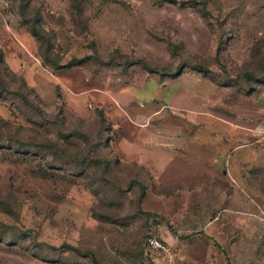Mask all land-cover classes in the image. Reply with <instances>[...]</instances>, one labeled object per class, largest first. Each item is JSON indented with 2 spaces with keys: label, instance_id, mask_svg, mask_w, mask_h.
Here are the masks:
<instances>
[{
  "label": "rangeland",
  "instance_id": "obj_1",
  "mask_svg": "<svg viewBox=\"0 0 264 264\" xmlns=\"http://www.w3.org/2000/svg\"><path fill=\"white\" fill-rule=\"evenodd\" d=\"M30 4L45 17L57 59L83 60L44 64L20 1L0 0L6 63L35 87L44 111L62 112L47 121L18 81L0 96L10 120L0 123V198L10 207L0 206V264H94L54 247L65 242L93 248L104 264H264V175L254 169L264 157V0ZM179 65L181 73L162 75ZM99 106L112 126L96 155L113 160L112 181L93 184L95 165L85 175V165L30 143L94 131ZM133 176L147 184L140 204Z\"/></svg>",
  "mask_w": 264,
  "mask_h": 264
},
{
  "label": "trees",
  "instance_id": "obj_2",
  "mask_svg": "<svg viewBox=\"0 0 264 264\" xmlns=\"http://www.w3.org/2000/svg\"><path fill=\"white\" fill-rule=\"evenodd\" d=\"M20 1V12L24 16V22H26L30 32L34 35V37L37 40L38 44V50L40 53V56L43 60V63L53 67L54 69H59L63 68L64 66H69L73 65L77 62H81L83 58H73L67 63H63L59 61L56 57V53L53 52V43H52V35L48 32L46 27L44 26V15L42 14L41 10L39 8L33 9V11H30V0H19ZM138 62L142 64L143 67L147 68L148 70H158L159 64H156L155 66L151 65L150 61L147 60L144 57H139ZM182 66L179 65V67L174 70V71H167V72H162V75H176L182 72ZM198 70L202 72L204 76H208L212 78L213 80H216L218 83H223V81H220L215 77L214 72L208 67L205 66L204 64L196 63L194 65ZM246 77L252 78L251 75L252 73L247 71L245 72ZM16 82L19 84V87H23L26 92L22 93V97L25 100V103H28L31 106L36 107L41 115L47 120V121H54L58 122V120H62V112L59 111L58 118L56 119L54 117H51L46 111L43 110V108L40 107V105L36 102V100H33L31 98L32 94L38 99L40 97L39 93L36 91L35 87L33 85H30L25 77L23 75H18L16 71H14L8 63H6L3 55V51L0 48V96L2 97H7L8 93H12L16 90L12 89L10 87L9 82ZM60 109H63V106L60 105ZM97 110V117L94 119L95 122H97V128L92 131L91 127H87V129H80L79 128H74L70 130L69 132H61L59 134V137L56 139L53 138H47L45 141H40V142H35V141H30L35 146H44L47 147L52 154L53 159L57 158H63L66 159L67 161H74L77 163H80L82 165H85V167L82 169V173L85 175L87 174L88 171L91 170V168L95 165L94 170L91 171V174L89 175L90 180L93 184L97 180H103L105 179L107 182L108 180L112 181V174L114 172L115 175V170L112 168V159L110 157L104 156L103 158L98 157L96 154V150L100 148L102 145H108L109 144V139L111 138L110 135V127L112 126V122L107 118L104 108L99 106L96 108ZM64 120H65V115ZM81 121H88L82 117H79ZM10 120L2 117L0 115V123H9ZM61 129V128H60ZM77 136L80 139L84 141V145L82 147L77 146L78 143L76 141H71L69 138L71 136ZM26 144L28 142L26 141ZM8 145H12L11 142L8 143ZM18 150H20L19 147H17ZM117 160L119 157H116ZM254 169L259 173L262 170L261 167H254ZM99 171V174H96L95 172ZM133 180L138 184L140 191L138 194V203H141V200L143 196L146 193L147 189V184L141 180L138 177L133 176ZM92 184V186H93ZM106 185V183H105ZM101 189H98V192L104 189L105 187L100 186ZM97 190V187L94 189ZM2 199V200H1ZM8 200L0 198V206L6 210H9V203H7ZM109 204H113L112 201L108 202ZM4 206V207H3ZM150 212V211H149ZM102 216L110 219V220H117V216L115 217L114 215L109 214L108 212L102 213ZM30 232L28 230H23L21 237L22 236H28ZM5 240V235L4 232H0V240ZM34 244V245H33ZM38 244L37 242H33L29 246L33 248L31 250H34V252L37 253L36 249H38ZM54 246V245H53ZM61 246V247H60ZM56 249H62V250H68L72 249L75 250L76 252L83 254V255H88L92 259L94 264H104L101 257L99 254L93 249V248H86L82 249L79 246L65 242L62 245H56L54 246ZM60 247V248H59ZM39 254V253H38ZM228 264H236L232 260L228 261Z\"/></svg>",
  "mask_w": 264,
  "mask_h": 264
},
{
  "label": "crops",
  "instance_id": "obj_3",
  "mask_svg": "<svg viewBox=\"0 0 264 264\" xmlns=\"http://www.w3.org/2000/svg\"><path fill=\"white\" fill-rule=\"evenodd\" d=\"M229 133V132H228ZM214 141V140H213ZM235 151V148H233ZM234 151H230L231 153H233ZM228 162V158H226V163ZM256 167H261L262 170L260 171L261 175H264V157L260 159V163L255 165ZM230 172V170H228Z\"/></svg>",
  "mask_w": 264,
  "mask_h": 264
}]
</instances>
